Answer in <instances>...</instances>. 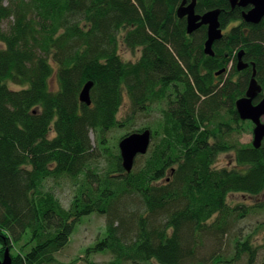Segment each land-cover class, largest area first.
<instances>
[{
    "label": "trees",
    "instance_id": "16d2710c",
    "mask_svg": "<svg viewBox=\"0 0 264 264\" xmlns=\"http://www.w3.org/2000/svg\"><path fill=\"white\" fill-rule=\"evenodd\" d=\"M183 2L0 0V259L9 250L12 264H60L79 225L98 214L105 232L85 249L86 264L102 254L106 264H256L252 235L234 227L264 204L232 207L229 197L264 193V149L240 141L252 123L235 107L252 61L264 85V19L246 23L250 8L230 0H196L199 15L221 12L226 34L211 57L207 28L187 33ZM122 44L141 58L125 61ZM241 52L245 73L235 65ZM231 62V77L217 76ZM89 82L91 106L80 102ZM125 97L131 124L162 105L154 127L135 131L151 130L152 144L131 173L109 139L129 127L119 118ZM226 153L235 168L216 167ZM62 181L74 187L68 208L48 187ZM206 242L220 245L209 257Z\"/></svg>",
    "mask_w": 264,
    "mask_h": 264
},
{
    "label": "rangeland",
    "instance_id": "374dc122",
    "mask_svg": "<svg viewBox=\"0 0 264 264\" xmlns=\"http://www.w3.org/2000/svg\"><path fill=\"white\" fill-rule=\"evenodd\" d=\"M9 26V22L4 24L5 29ZM4 46L0 43V49H3ZM120 54L125 61L136 62L141 58L142 49L136 50V52L127 48L123 44L120 48ZM56 88L55 82H53ZM162 109V105H158L155 107V112L151 115H139L136 120L131 124L132 120L128 119V113L130 112V101L127 97L124 99L123 106L119 113V118L121 122L124 124L126 121L129 123V127L122 129L119 128L117 131H113L110 133L109 139L111 145L117 147L119 145V140L122 136L133 133L137 130H141L142 128L152 126L154 127L160 119V110ZM264 122V118L262 120ZM250 122V121H245ZM252 123V122H250ZM246 132L240 136V141L248 145L253 142L254 139V124L247 123ZM90 138L94 146H96V134L94 131H91ZM143 160L139 161L138 164L142 163ZM217 168H235L234 155L232 153H226L221 155L217 162ZM48 187H52L56 196L60 199L61 203L68 208L74 192V187L71 182L62 181L59 184L57 182H50ZM229 203L232 207H241V206H254L257 204H264V193L253 197L245 194H234L229 197ZM262 223H264V211L260 213L247 215L244 219H242L239 223L235 225V233H238L241 237L251 234L252 242L255 247L259 249L258 259L256 264L264 263V227H262ZM106 227V217L95 214L89 217H86L83 220V223L79 225L76 229L70 243L67 245L65 249H63L59 254H57V258L60 264H86L84 260V251L86 248L90 247L94 244L100 237L104 235ZM232 241L230 236L225 237L223 239V244L225 248L222 250L223 253H227V257L232 254ZM219 244L206 242L204 247H202V256L209 257V255L216 251V247H219ZM211 249V252L210 251ZM205 252H209L206 254ZM112 257L109 254H102L92 256L90 260L97 262L98 264H106L108 263ZM247 259H244L239 264H247Z\"/></svg>",
    "mask_w": 264,
    "mask_h": 264
},
{
    "label": "water",
    "instance_id": "95a60500",
    "mask_svg": "<svg viewBox=\"0 0 264 264\" xmlns=\"http://www.w3.org/2000/svg\"><path fill=\"white\" fill-rule=\"evenodd\" d=\"M184 0L179 8L180 17L187 19V33L193 34L203 26L207 27V41L204 45L206 55L214 57L213 45L215 42L224 37L223 28L220 23V10L210 11L203 15L196 13V0H192L189 5ZM232 9L240 7L243 9L250 8L243 13V19L248 24L258 25L264 19V0H230ZM239 61L237 70L242 71L248 67L242 61L243 53L238 55ZM223 71H220V75ZM256 69L254 68L249 88L246 95L236 102V110L242 121H250L254 124L253 146L255 148L264 149V98L258 104H254V100L262 92V86L256 79ZM93 82L87 83L80 93V102L87 106L92 105L91 90ZM152 144V132L147 129L142 132H134L126 135L119 141V150L122 157V166L127 173H131L139 156L146 155ZM12 256L9 250L6 251L4 257L0 259V264H12Z\"/></svg>",
    "mask_w": 264,
    "mask_h": 264
},
{
    "label": "flooded vegetation",
    "instance_id": "af4514ba",
    "mask_svg": "<svg viewBox=\"0 0 264 264\" xmlns=\"http://www.w3.org/2000/svg\"><path fill=\"white\" fill-rule=\"evenodd\" d=\"M186 5H188V2H187ZM203 27L207 28L206 26H203ZM201 28H202V27H201ZM223 34H224V35L226 34L225 29H223ZM238 61H239V57L236 59V62H235L236 67H237V65H238ZM242 61L244 62V64H247L248 67L245 68V69L242 70V71H239V72H241V73H245L246 71H248V69L250 68V64H251V66H252V68H253V71H254V66L252 65L253 61H252V63H250V64H248L247 62L245 63V61L243 60V58H242ZM231 69H232V62H231V65H230V67H229L228 69L223 68V70H222L223 72H222L220 75L224 74V75L226 76V79H229V78L231 77V73H230V72H231ZM220 75L217 74V76H220ZM232 81L236 83V82L238 81V76H232ZM260 85L262 86V92H261V93L257 96V98L254 100V104H255V105L258 104L259 102H261V100L264 98V85L261 84V83H260ZM235 106H236V105H235Z\"/></svg>",
    "mask_w": 264,
    "mask_h": 264
}]
</instances>
